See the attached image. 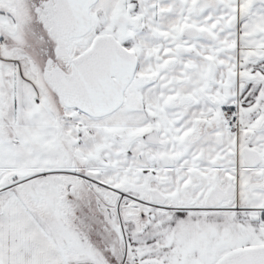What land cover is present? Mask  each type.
<instances>
[{"label":"snow or ice","instance_id":"obj_1","mask_svg":"<svg viewBox=\"0 0 264 264\" xmlns=\"http://www.w3.org/2000/svg\"><path fill=\"white\" fill-rule=\"evenodd\" d=\"M0 264H264V0H0Z\"/></svg>","mask_w":264,"mask_h":264}]
</instances>
